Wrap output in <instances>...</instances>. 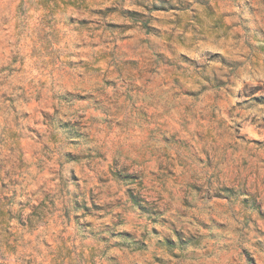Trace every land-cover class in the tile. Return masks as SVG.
<instances>
[{
    "label": "clouds",
    "instance_id": "obj_1",
    "mask_svg": "<svg viewBox=\"0 0 264 264\" xmlns=\"http://www.w3.org/2000/svg\"><path fill=\"white\" fill-rule=\"evenodd\" d=\"M0 264H264V0H0Z\"/></svg>",
    "mask_w": 264,
    "mask_h": 264
}]
</instances>
